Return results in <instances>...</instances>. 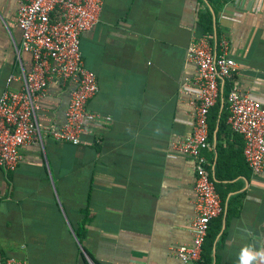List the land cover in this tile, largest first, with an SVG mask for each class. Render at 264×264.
I'll list each match as a JSON object with an SVG mask.
<instances>
[{
	"label": "crops",
	"instance_id": "0c3cea01",
	"mask_svg": "<svg viewBox=\"0 0 264 264\" xmlns=\"http://www.w3.org/2000/svg\"><path fill=\"white\" fill-rule=\"evenodd\" d=\"M16 6L0 0L8 18L0 22V93L9 74L31 63L14 49ZM205 7L212 47L229 41L240 91L264 104V0H103L99 22L80 40L97 77L87 102L96 119L82 143L44 133L41 144L22 148L14 170L0 169L2 254L29 264H181L173 248L191 243L195 160L172 143L192 129V88L180 86L196 72L187 46L203 36L197 22ZM69 90L53 83L42 96L44 129L64 122ZM217 129L205 152L225 193L212 264H239L242 247L264 248V171L246 164L241 135L227 124L217 137Z\"/></svg>",
	"mask_w": 264,
	"mask_h": 264
},
{
	"label": "built area",
	"instance_id": "2783aa9c",
	"mask_svg": "<svg viewBox=\"0 0 264 264\" xmlns=\"http://www.w3.org/2000/svg\"><path fill=\"white\" fill-rule=\"evenodd\" d=\"M236 1V0H232ZM16 24L20 52L31 55L28 69L20 66L9 74L0 93V169L14 170L22 160V148L41 144L46 133L54 140L82 143L81 135L96 115L87 109L88 100L98 91L94 71L85 67L80 51L83 33L92 30L100 20L103 0H16ZM229 41L221 37L214 49L209 38L202 36L187 46V58L194 64V76L181 83L192 88L194 120L192 129L172 143V149L195 160L190 244H181L173 252L181 264L201 260L202 247L209 222L222 212V203L211 177L208 116L218 99L223 98L231 130L243 138V156L253 173L264 171V104L241 92L234 72L237 64L229 55ZM18 87L12 88L11 83ZM228 83L225 98L224 83ZM70 89L64 111V122L43 128L40 124L41 98L51 84ZM0 264H29L26 259L8 257L0 251Z\"/></svg>",
	"mask_w": 264,
	"mask_h": 264
},
{
	"label": "trees",
	"instance_id": "16d2710c",
	"mask_svg": "<svg viewBox=\"0 0 264 264\" xmlns=\"http://www.w3.org/2000/svg\"><path fill=\"white\" fill-rule=\"evenodd\" d=\"M224 0H219V4H222ZM213 6V5H212ZM214 12L216 8L212 7ZM198 22L197 28L201 36H206L209 38L210 41L213 40V22H212V13L209 8L205 7L204 9L200 10L198 13ZM81 51H82V42H81ZM96 74V73H95ZM228 89V83H224L223 87V97L225 98L226 91ZM227 117H228V110L226 108V104L224 103L223 107L220 106V99L217 100L216 104L211 108L208 116V140L212 137L213 131L215 126L218 125V129L216 132V136L219 137L221 132L228 131L227 129ZM229 125V124H228ZM229 130H231L229 126ZM232 131V130H231ZM246 162V161H245ZM247 164V163H246ZM217 190V189H216ZM221 202L224 204L225 201V193L221 194ZM232 207L230 201L227 202V213L231 212ZM223 212H224V205L222 208V212L215 218H213L208 225L207 234L204 239L203 247H202V256L201 260L198 261L196 264H212V249L215 243V239L220 232L222 226V219H223ZM80 241H82L81 236H77ZM82 258L84 256L81 254Z\"/></svg>",
	"mask_w": 264,
	"mask_h": 264
},
{
	"label": "clouds",
	"instance_id": "9594fccd",
	"mask_svg": "<svg viewBox=\"0 0 264 264\" xmlns=\"http://www.w3.org/2000/svg\"><path fill=\"white\" fill-rule=\"evenodd\" d=\"M239 264H264V248L246 245L239 253Z\"/></svg>",
	"mask_w": 264,
	"mask_h": 264
},
{
	"label": "rangeland",
	"instance_id": "374dc122",
	"mask_svg": "<svg viewBox=\"0 0 264 264\" xmlns=\"http://www.w3.org/2000/svg\"><path fill=\"white\" fill-rule=\"evenodd\" d=\"M4 20H8V18L3 14V11L0 10V22L4 23Z\"/></svg>",
	"mask_w": 264,
	"mask_h": 264
},
{
	"label": "water",
	"instance_id": "95a60500",
	"mask_svg": "<svg viewBox=\"0 0 264 264\" xmlns=\"http://www.w3.org/2000/svg\"><path fill=\"white\" fill-rule=\"evenodd\" d=\"M223 105H224L223 98L221 97V99H220V106H221V108L223 107Z\"/></svg>",
	"mask_w": 264,
	"mask_h": 264
}]
</instances>
